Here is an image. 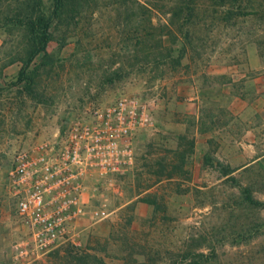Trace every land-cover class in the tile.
<instances>
[{
  "label": "rangeland",
  "instance_id": "obj_1",
  "mask_svg": "<svg viewBox=\"0 0 264 264\" xmlns=\"http://www.w3.org/2000/svg\"><path fill=\"white\" fill-rule=\"evenodd\" d=\"M28 1L0 0V208L22 221L7 187L14 155L86 109L134 94L148 101L155 124L136 136L128 173L90 180L76 247L39 254L17 237L10 251L0 249V264H78L66 260L68 249L99 264H176L193 236L246 221L239 187L223 171L239 168L233 175L264 200V0H196L187 24L174 15L180 0L70 5L52 28L36 94L18 83L27 39L17 17ZM255 214L264 219V210ZM252 248L228 242L216 264Z\"/></svg>",
  "mask_w": 264,
  "mask_h": 264
},
{
  "label": "built area",
  "instance_id": "obj_2",
  "mask_svg": "<svg viewBox=\"0 0 264 264\" xmlns=\"http://www.w3.org/2000/svg\"><path fill=\"white\" fill-rule=\"evenodd\" d=\"M154 124L147 100L123 94L72 117L54 137L17 151L8 193L31 229L34 251L46 254L76 243L72 230L87 214L90 180L128 173L135 163L136 136Z\"/></svg>",
  "mask_w": 264,
  "mask_h": 264
},
{
  "label": "trees",
  "instance_id": "obj_3",
  "mask_svg": "<svg viewBox=\"0 0 264 264\" xmlns=\"http://www.w3.org/2000/svg\"><path fill=\"white\" fill-rule=\"evenodd\" d=\"M52 3V10L49 13L45 10L46 0H29L24 9L19 12L17 20L19 27L24 31L27 39V46L22 56L23 65L19 71L18 83H25L26 90L31 94H36V83L40 67L46 65V55L48 46L54 40L52 28L56 20H60L62 15L73 6L75 11L81 10L84 4L90 0H48ZM196 0H180L175 7L174 15H185V24L192 21L195 11ZM221 5H236L242 0H216ZM232 13V11H230ZM184 24V25H185ZM182 25V27L184 26ZM169 27V26H168ZM180 27V28H182ZM169 32L173 33L170 29ZM167 56H172V50L167 49ZM42 56V61L36 63L37 58ZM165 56V55H164ZM181 56V55H180ZM181 58V57H179ZM180 65V60L177 61ZM189 148V149H188ZM182 154L190 153L194 148V142L189 143V147ZM187 152V153H186ZM209 160V159H208ZM210 161V160H209ZM250 166V165H249ZM249 166L245 167L248 169ZM239 168H224L225 180L232 181L234 186L239 187L240 193L237 197V207L245 208L247 211L246 221H225L215 225L208 233L193 236L186 242L179 253L176 264H216L220 256L218 249L225 246L228 242L232 244H252V250L243 257L232 258L229 264H264V219H255V212L261 213L264 210V200L256 197L253 183L243 184L240 178L233 175ZM236 207V208H237ZM70 243V242H67ZM73 248L76 247L72 243ZM208 249V250H206ZM234 257V256H233ZM68 262L77 261L78 264H99V259L91 253L83 250L66 251Z\"/></svg>",
  "mask_w": 264,
  "mask_h": 264
},
{
  "label": "crops",
  "instance_id": "obj_4",
  "mask_svg": "<svg viewBox=\"0 0 264 264\" xmlns=\"http://www.w3.org/2000/svg\"><path fill=\"white\" fill-rule=\"evenodd\" d=\"M90 194L91 193H88L89 196ZM14 219L15 218L9 214V211H7L5 206L0 208V246L1 243H4V247H0L1 250L10 251V245L17 240V237H19V244L22 241L27 243V241L31 240V229L27 226L28 224L25 221H15ZM82 220L78 221L72 230L75 241L82 232V229H79L80 225L83 223Z\"/></svg>",
  "mask_w": 264,
  "mask_h": 264
},
{
  "label": "water",
  "instance_id": "obj_5",
  "mask_svg": "<svg viewBox=\"0 0 264 264\" xmlns=\"http://www.w3.org/2000/svg\"><path fill=\"white\" fill-rule=\"evenodd\" d=\"M68 123V121H65V124H67Z\"/></svg>",
  "mask_w": 264,
  "mask_h": 264
}]
</instances>
